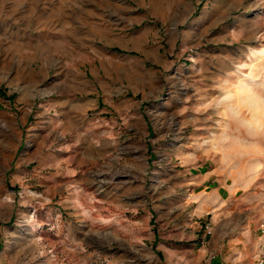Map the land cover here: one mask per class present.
I'll list each match as a JSON object with an SVG mask.
<instances>
[{"label": "rangeland", "instance_id": "rangeland-1", "mask_svg": "<svg viewBox=\"0 0 264 264\" xmlns=\"http://www.w3.org/2000/svg\"><path fill=\"white\" fill-rule=\"evenodd\" d=\"M178 1L161 15L128 0L126 32L93 33L79 52L52 55L45 8L79 0H0V154L14 140L22 167L60 147L71 158L64 131L57 140L44 130L28 155L68 69L101 76L98 98L112 116L79 133V168L105 169L108 179L87 183L84 195L69 186L49 198L30 178L8 186L0 163V264H208L209 234L226 215L230 233L251 230L233 264H264V0ZM146 25L157 28L150 44L160 54L139 39ZM7 118L18 119V139ZM96 187L113 201L94 203Z\"/></svg>", "mask_w": 264, "mask_h": 264}, {"label": "crops", "instance_id": "crops-1", "mask_svg": "<svg viewBox=\"0 0 264 264\" xmlns=\"http://www.w3.org/2000/svg\"><path fill=\"white\" fill-rule=\"evenodd\" d=\"M147 2V13L158 12L161 15L167 11H170L173 0H146ZM177 6H186L185 8L191 7L188 0H179ZM68 10L70 12H68ZM132 12L131 5L128 0H79V7L74 6L69 9L57 10L53 6H47L44 12V21L48 23V34L43 38V44L47 45L50 53L54 55L57 49L59 51H67L68 54L78 46V52L80 45L92 44L93 33L96 35L104 36L111 29L116 26L124 28V32L128 29L133 21L132 18L126 15V13ZM139 18V17H138ZM71 25H68L71 21ZM16 24L10 28L12 30V35L15 36L16 32L14 30ZM4 27L0 26V31ZM157 28L154 26H144L143 30L139 34V39L145 41L147 45L150 44L151 36L156 38ZM58 37H63L60 39L62 43H58L55 39ZM25 38V36H24ZM127 41H132L131 30H127V34L124 36ZM58 45V47H56ZM148 48L155 54H160V47L153 46ZM73 59H84L83 55H75ZM64 81L54 84V93L52 95V104L54 108L55 115L52 118H46L43 116L38 119L35 125H40L39 127H33V133L35 136L33 144V151H30L29 159L35 157L37 154V149L40 147V142L38 139L44 130L47 134H52L54 139H62L61 132L67 133L69 137V144L71 145L70 150L71 158L65 159L61 158V147L59 149H54L55 153L47 154L43 158L39 159L36 166H24L22 167L19 163H15L14 157L18 147L19 142L12 140L8 142V152L0 154V163L6 165L5 170H8L9 177L6 178V184L11 186L20 180L25 178H30L33 183L37 185L46 195L49 194V198L52 193L59 191L65 187H74L76 190L72 194H77L79 192L83 194L82 189L85 188L87 183L97 182H107V177L102 172L105 169H93L89 171L87 169L79 168V163L77 158L79 157V139L81 135L80 132H84V125L88 132L93 131L91 126L96 120L102 122H109L112 120V116L107 114L108 104H104L98 98L99 85L101 76H97L96 81L87 75L83 69L66 70L63 73ZM103 82V81H102ZM92 89L91 94H80L79 99L74 98L75 92L79 89ZM93 93V94H92ZM89 108H94V110L88 111ZM103 115L105 117H103ZM11 120V123L17 125L12 127V132L15 133L18 139L19 135V121L18 119L7 118ZM95 119V121H93ZM82 126V128H81ZM42 129V130H41ZM103 131L106 133L108 130L105 128ZM94 132V131H93ZM46 134V133H45ZM81 134V133H80ZM65 136V135H64ZM68 148V147H67ZM2 152V151H1ZM73 160V161H72ZM10 162V167H9ZM9 167V168H8ZM118 178L126 182V177L122 175H115L110 178ZM123 187V186H122ZM73 190V191H74ZM117 190V189H116ZM95 195L93 198L96 200L94 203L100 204V200H106L107 202H112V196L114 193L105 192L104 187H96ZM93 192V193H94ZM84 195V194H83ZM119 195L126 197L130 196V190L124 189V191H119ZM217 214V213H216ZM216 216V215H214ZM51 218V217H48ZM229 216L226 215L220 223L214 226V229L210 232L207 246L204 248L205 252L209 251L213 253V257L209 259L208 264H233V260L240 259V256L244 254L246 249V242L244 240L246 233L251 232L249 229H239L238 232L230 233L231 228L227 226V220ZM246 232V233H245ZM249 236V235H248ZM249 239V238H248ZM249 253V252H248ZM236 264H245L243 262H236Z\"/></svg>", "mask_w": 264, "mask_h": 264}]
</instances>
